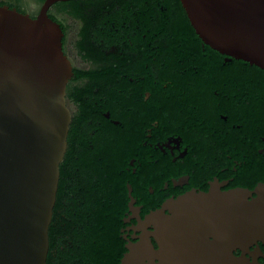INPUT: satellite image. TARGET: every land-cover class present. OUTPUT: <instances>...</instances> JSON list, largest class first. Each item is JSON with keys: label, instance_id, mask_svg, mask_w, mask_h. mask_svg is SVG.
Masks as SVG:
<instances>
[{"label": "water", "instance_id": "obj_1", "mask_svg": "<svg viewBox=\"0 0 264 264\" xmlns=\"http://www.w3.org/2000/svg\"><path fill=\"white\" fill-rule=\"evenodd\" d=\"M56 1L35 17L0 4V264H48L75 75ZM181 2L204 43L264 68V0ZM138 221L124 264H264V183L193 189Z\"/></svg>", "mask_w": 264, "mask_h": 264}, {"label": "flooded vegetation", "instance_id": "obj_2", "mask_svg": "<svg viewBox=\"0 0 264 264\" xmlns=\"http://www.w3.org/2000/svg\"><path fill=\"white\" fill-rule=\"evenodd\" d=\"M45 1L33 0L35 13L19 0L0 3L35 17ZM59 5L62 10L53 11ZM180 7L185 9L181 0H61L48 9L64 29V50L74 70L121 64L115 79L77 76L76 71L70 79L67 103L75 111L67 151L78 159L86 149L95 153L96 139L103 135L122 140L121 167L129 195L122 227L126 247L141 233L139 215L145 217L171 197L193 189H254L264 183V171L260 177L257 172L260 162L264 168V117L219 109L233 96V107L242 104L241 91L227 93L222 86L190 78L199 70L191 64L194 54L174 51L172 45L178 39L174 28ZM60 14L79 21L73 47L92 67L74 63L67 49L69 25ZM173 57L184 67L171 66L167 60ZM111 127L118 131L110 132ZM260 245L264 253V243ZM258 258L264 262V255Z\"/></svg>", "mask_w": 264, "mask_h": 264}, {"label": "trees", "instance_id": "obj_3", "mask_svg": "<svg viewBox=\"0 0 264 264\" xmlns=\"http://www.w3.org/2000/svg\"><path fill=\"white\" fill-rule=\"evenodd\" d=\"M174 29L178 39L172 42L173 50L185 49L194 54L191 64L199 70L190 78L196 84L222 86L227 93L233 88L241 91L242 104L233 107L229 103L236 99L233 96L227 99L226 106L219 105V109L236 116L264 117V68L235 57L226 60V54L204 43L181 7ZM167 62L184 67L178 57L169 58ZM119 66L75 71L77 76H102L109 80L118 77ZM109 130L118 131L112 127ZM97 141L95 153L86 149L76 159L69 150L65 155L69 158L61 162L49 231L48 264H124L122 258L127 247L122 227L129 195L121 167L123 144L122 140L109 139L107 135ZM263 171V162H260L259 177Z\"/></svg>", "mask_w": 264, "mask_h": 264}, {"label": "rangeland", "instance_id": "obj_4", "mask_svg": "<svg viewBox=\"0 0 264 264\" xmlns=\"http://www.w3.org/2000/svg\"><path fill=\"white\" fill-rule=\"evenodd\" d=\"M19 2L21 3V5L25 6L29 12H33L35 13V11H33V9H35L34 5L32 2L33 0H19ZM59 10L57 7H54L53 8V11L55 12H60V10H62V6L59 5ZM60 17H62V19H64L68 25H69V34H68V42H67V49H68V52L71 54V57L74 61L75 64L81 66V67H84V68H89V67H92L89 63H84L80 60V58L76 55V51L73 47V41L75 39V36H76V32H77V28L79 26V21H77V19L73 16V17H65L63 14H60ZM68 105L69 107L71 108V111L74 113L75 111V106L74 104L71 103L70 100H68Z\"/></svg>", "mask_w": 264, "mask_h": 264}]
</instances>
